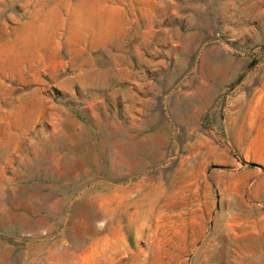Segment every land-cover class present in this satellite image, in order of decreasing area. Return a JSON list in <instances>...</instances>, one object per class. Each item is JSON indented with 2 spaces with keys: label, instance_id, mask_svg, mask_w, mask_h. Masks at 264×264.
<instances>
[{
  "label": "rangeland",
  "instance_id": "rangeland-1",
  "mask_svg": "<svg viewBox=\"0 0 264 264\" xmlns=\"http://www.w3.org/2000/svg\"><path fill=\"white\" fill-rule=\"evenodd\" d=\"M0 264H264V0H0Z\"/></svg>",
  "mask_w": 264,
  "mask_h": 264
},
{
  "label": "bare ground",
  "instance_id": "bare-ground-1",
  "mask_svg": "<svg viewBox=\"0 0 264 264\" xmlns=\"http://www.w3.org/2000/svg\"><path fill=\"white\" fill-rule=\"evenodd\" d=\"M91 13H92V11H91ZM94 14V13H93ZM95 15V14H94ZM101 15H103V14H101ZM115 15H117L116 13H115ZM102 17V16H101ZM113 17V16H112ZM103 20V19H102ZM113 20V19H112ZM115 20V19H114ZM108 21V20H107ZM108 22H111V21H108ZM116 23V22H115ZM103 24V23H102ZM105 26H107V25H105ZM113 26H114V24H113Z\"/></svg>",
  "mask_w": 264,
  "mask_h": 264
}]
</instances>
